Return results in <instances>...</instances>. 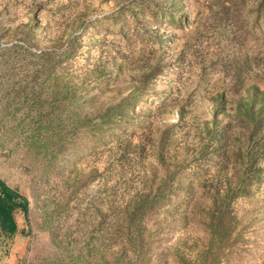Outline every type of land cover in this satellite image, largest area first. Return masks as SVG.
Segmentation results:
<instances>
[{
	"label": "trees",
	"instance_id": "obj_1",
	"mask_svg": "<svg viewBox=\"0 0 264 264\" xmlns=\"http://www.w3.org/2000/svg\"><path fill=\"white\" fill-rule=\"evenodd\" d=\"M107 2L108 15H88L106 10ZM84 3L81 11L62 12L56 28L39 17L42 8L35 5L26 11V22L14 28L12 49L31 57L30 78L40 80L51 98L40 122L51 115L44 127L52 133L42 144L34 138L32 149L44 146L52 168L61 157L75 165L79 156L107 146L103 151L110 159L127 166L125 188L132 177L140 183L128 199L118 201L124 242L120 251L108 248L110 264H260L262 245L248 238L247 228L264 213V50L246 49L237 58L232 47L249 39L264 48V0H207L205 19L216 22L211 31L225 32L227 46L207 60L194 89L181 80L175 100L157 97L146 111L150 89L174 69L166 60L165 46L173 42L167 41L166 26L182 29L192 6L201 10L202 4ZM93 27L102 34L90 33ZM216 73L228 82L212 83ZM174 111L175 122L164 119ZM170 197L185 205L166 209L173 224L163 227V218L147 226V217ZM252 198L250 207L238 209L241 200ZM29 214L27 191L0 177V234H25L17 217L28 221ZM171 227L183 234L162 244ZM199 227L204 236L198 239ZM259 230L264 232V225Z\"/></svg>",
	"mask_w": 264,
	"mask_h": 264
},
{
	"label": "rangeland",
	"instance_id": "obj_2",
	"mask_svg": "<svg viewBox=\"0 0 264 264\" xmlns=\"http://www.w3.org/2000/svg\"><path fill=\"white\" fill-rule=\"evenodd\" d=\"M85 1L0 0V177L10 185L26 190L30 201L28 221L21 215L17 217L19 227L24 229L25 234L19 231L12 237L0 234V264H110L113 257L108 248L120 251L124 242L119 230L121 220L116 218L118 201L128 199L129 193H135L140 183H136L132 177L128 188H125V181L130 177L123 169L127 166L121 165L117 159L112 161L108 150L103 151L107 146L99 148L97 154L79 156L75 165L65 156L49 168L44 146L39 145L38 151H35L31 142L35 138L38 144L45 143L46 135L52 133L44 127L51 115L40 122V117L49 110L51 98L48 90L42 88L40 80L32 81L30 78L31 57L12 49V45L17 43L12 38L14 28L26 22V11L34 9L35 5L42 8L39 17L49 19L52 27L56 28L62 12L68 9L70 12L81 11ZM194 1L202 4L201 10L194 4V12L182 29L166 26L169 28L167 41L173 39L172 44L165 46L166 60L172 62L174 69H170L167 75L161 74L162 77L155 82L150 89L152 94L145 99L143 111L151 108L149 103L153 99L155 104L158 103L157 97H172L175 100L181 80L185 81L188 89H194L207 60L216 59L215 54L227 46L226 41L229 42L223 38L225 32L210 30L216 22L205 19L207 0H191ZM108 4L106 10H91L88 15L92 19L108 15L112 9ZM199 11L203 13L198 15ZM90 33L101 35L102 31L93 27ZM259 44L248 39L244 45L241 44L244 47L234 44L232 48L238 58L237 55L244 54L246 49L264 50ZM175 56L178 59H174ZM217 79L228 82L220 73H216L212 83ZM164 119L175 122L176 111ZM158 124H154L153 129ZM169 200L147 217V226L151 227L163 218V227L173 224L172 216L167 214L166 209L181 204L183 210L185 205L175 197ZM255 201L254 198L243 199L238 209L246 210ZM259 215L257 222L247 228V236L252 240L257 239L262 245L260 251L264 252V232L259 230L264 225V213ZM193 223L196 225V222ZM187 228L190 230V226ZM197 232L198 239L203 238L200 227ZM180 234L183 233L171 227L165 232L161 243L168 244ZM260 264H264V258Z\"/></svg>",
	"mask_w": 264,
	"mask_h": 264
}]
</instances>
